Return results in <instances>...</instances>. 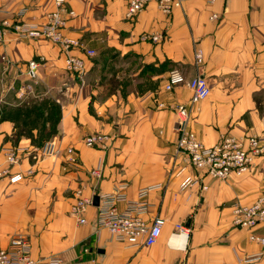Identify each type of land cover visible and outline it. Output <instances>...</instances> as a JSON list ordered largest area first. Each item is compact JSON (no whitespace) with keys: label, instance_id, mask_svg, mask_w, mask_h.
I'll use <instances>...</instances> for the list:
<instances>
[{"label":"crops","instance_id":"1","mask_svg":"<svg viewBox=\"0 0 264 264\" xmlns=\"http://www.w3.org/2000/svg\"><path fill=\"white\" fill-rule=\"evenodd\" d=\"M65 1L75 15L66 16L64 33L81 43L71 54L84 60V71L69 70L65 53L50 40L11 29L0 42V148L18 150L12 172L26 176L18 184L0 179V247L24 234L35 258L58 257L61 264H264V247L231 217L235 204L264 194V155L243 175L206 178L205 191L182 190L197 172L176 159L174 107L188 103L192 91L185 85L164 90L172 70L187 79L197 75L201 50L200 72L211 93L194 110L198 139L211 146L228 134L257 136L264 145V0H185L171 15L151 3L134 20L126 18L130 0ZM56 9V0H0V20L40 27ZM31 61L39 64L36 78L29 76ZM126 66L127 72L112 71ZM43 101L60 107L51 135L39 132L50 129V110L41 122L21 119ZM95 133L109 136V147H87L85 138ZM47 142L55 152L42 158L36 150ZM98 166L100 178L92 174ZM78 189L99 197L86 224L71 215ZM106 196L119 198L121 213L141 201L147 222L163 217L158 242L128 246L99 228Z\"/></svg>","mask_w":264,"mask_h":264},{"label":"built area","instance_id":"2","mask_svg":"<svg viewBox=\"0 0 264 264\" xmlns=\"http://www.w3.org/2000/svg\"><path fill=\"white\" fill-rule=\"evenodd\" d=\"M185 0H130L127 6L126 18L134 20L151 3H155L160 11L171 15L176 9L183 7ZM57 9L47 15L46 23L40 27L26 26L23 24L11 26L8 21L0 20V42L4 41L7 32L13 29L24 38L41 37L50 40L60 46L66 56V65L69 70L84 71V60L71 54L72 50L81 48L79 40L65 35L64 29L67 17H73L75 13L69 10L65 0H56ZM213 19L217 18L213 15ZM144 39L155 42L163 39L162 35L145 34ZM89 57H95L94 50H85ZM203 63L201 50L195 52V66L197 75L191 79L179 70H172L167 78L164 90L172 92L176 87L185 85L192 91L188 103L178 104L174 107L177 116L175 131L178 135L176 143V159L182 160L197 174L186 178L181 184L182 190L200 186L202 191L208 189L206 178L225 181L233 173L243 175L253 166L255 161L264 155V145L257 136L237 137L224 135L218 143L207 146L202 143L192 128L195 107L208 99L211 93L208 80L200 72ZM39 64L31 61L29 64V76L36 78V70ZM164 107L165 104H159ZM110 137L104 134H90L84 142L89 148L106 149ZM55 144L47 142L43 144L37 153L46 158L55 152ZM70 155L74 149H69ZM2 159V160H1ZM20 163L18 150L15 148H0V179H5L11 184H18L25 180L22 172L13 173L14 167ZM101 167L98 166L92 174L96 178L101 177ZM76 202L72 207L71 215L79 222L86 224V213L93 204L92 198L84 196L83 190L76 191ZM116 200H119L117 198ZM113 197L106 196L105 203L98 212L99 228H105L111 236L128 246L150 248L161 237L166 220L157 216L152 222H147L142 216L146 209L145 203L129 205L125 213H121L117 207V201ZM232 225L240 230L248 232L249 240L264 247V194L259 196L252 204H235L231 209ZM180 233H186L188 229L184 225H177ZM260 230H263L260 232ZM31 241L27 235H15L8 247H0V264H61L58 257L35 258L31 253Z\"/></svg>","mask_w":264,"mask_h":264},{"label":"rangeland","instance_id":"3","mask_svg":"<svg viewBox=\"0 0 264 264\" xmlns=\"http://www.w3.org/2000/svg\"><path fill=\"white\" fill-rule=\"evenodd\" d=\"M130 68V67H129ZM117 69V70H116ZM137 69V67H132L131 70H135ZM126 70V72L128 71V67L126 66L125 68L122 69V67H115L112 71L113 73H115V75L120 71ZM160 68H157L156 71H159ZM111 71V72H112ZM134 73V71H131L130 73ZM112 87L115 86V83L113 81L112 83ZM40 103V107H38V104ZM39 103H34L32 106L31 111H29L28 113L24 114L23 117H21V119L27 118V119H31V121L34 122H41L44 118H46V109L50 110L48 118L50 119V129L46 130L45 128L40 129V135H48L52 133V129H53V124L57 123L60 117V107L59 104H51L52 101H43V102H39ZM42 126V124L40 125ZM49 132V133H47ZM45 137V136H44ZM41 143H42V139H41Z\"/></svg>","mask_w":264,"mask_h":264},{"label":"water","instance_id":"4","mask_svg":"<svg viewBox=\"0 0 264 264\" xmlns=\"http://www.w3.org/2000/svg\"><path fill=\"white\" fill-rule=\"evenodd\" d=\"M93 205L94 206H98L99 205V197L97 195L94 196V198H93Z\"/></svg>","mask_w":264,"mask_h":264},{"label":"trees","instance_id":"5","mask_svg":"<svg viewBox=\"0 0 264 264\" xmlns=\"http://www.w3.org/2000/svg\"><path fill=\"white\" fill-rule=\"evenodd\" d=\"M29 111H31V110H28L27 113H28ZM25 114H26V113H25ZM53 130H54V129H52V132H53ZM41 146H42V145H41Z\"/></svg>","mask_w":264,"mask_h":264}]
</instances>
